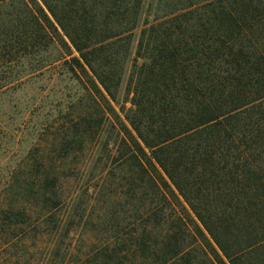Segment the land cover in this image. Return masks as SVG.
<instances>
[{
  "label": "trees",
  "instance_id": "trees-1",
  "mask_svg": "<svg viewBox=\"0 0 264 264\" xmlns=\"http://www.w3.org/2000/svg\"><path fill=\"white\" fill-rule=\"evenodd\" d=\"M32 81L0 264L76 227L72 264H264V0H0V93ZM89 167L103 212L76 221Z\"/></svg>",
  "mask_w": 264,
  "mask_h": 264
},
{
  "label": "rangeland",
  "instance_id": "rangeland-1",
  "mask_svg": "<svg viewBox=\"0 0 264 264\" xmlns=\"http://www.w3.org/2000/svg\"><path fill=\"white\" fill-rule=\"evenodd\" d=\"M34 81L27 84L23 90L19 92L0 93V179L3 178L7 170H11L13 166L18 162L20 154L22 151L29 149L36 140L34 132V123L37 115L41 111L38 107L33 109L34 116H28L25 113L26 106L31 104H37L41 100L40 91H37V84H33ZM39 84V83H38ZM52 95V94H51ZM6 98H11V111L6 105ZM50 98H45L42 104L40 102L38 105L46 106ZM37 105V106H38ZM33 108V106H32ZM46 111V109H44ZM26 115V116H25ZM8 146V147H7ZM9 148L10 153L3 151ZM91 170V174L89 173ZM96 172L93 171L91 167L80 175L77 184H75L74 191L78 192L79 199L76 201L77 214H72L76 217V221L81 214L85 212V215L95 216L99 212H103V207L101 205V197L97 193L93 192L92 189L96 185V178L91 181L90 178ZM89 177V178H88ZM90 180V182H89ZM89 182V183H88ZM88 183V194L84 198L83 196L84 186ZM76 231L71 233L72 245L69 250H67V244L69 240L61 245V250L59 256L54 255L51 250H48V239L38 240L36 242L29 241L24 247H18V250L24 251V257L22 258L20 264H72L73 259H77L81 252H85L87 248L86 237L90 236L93 232L90 231L89 227L86 228H74ZM94 234V233H93ZM67 238V239H69ZM12 250V248H11ZM71 254V255H70Z\"/></svg>",
  "mask_w": 264,
  "mask_h": 264
}]
</instances>
